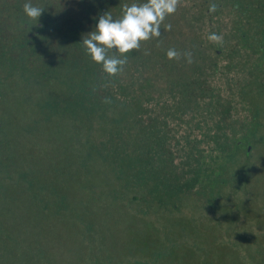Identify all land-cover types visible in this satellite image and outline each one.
Masks as SVG:
<instances>
[{
	"label": "trees",
	"instance_id": "16d2710c",
	"mask_svg": "<svg viewBox=\"0 0 264 264\" xmlns=\"http://www.w3.org/2000/svg\"><path fill=\"white\" fill-rule=\"evenodd\" d=\"M31 2L43 9L38 20L24 15L21 0H0V99L16 95L45 120L79 127L135 211L187 207L190 197L214 208L215 189H229L246 168L232 158L248 154L250 142L238 141L259 124L264 0H177L160 36L141 42L113 76L80 42L99 16L119 19L125 5L139 0ZM212 33L222 39L209 40ZM235 70L241 81L230 76ZM235 90L249 98L239 138L230 117Z\"/></svg>",
	"mask_w": 264,
	"mask_h": 264
},
{
	"label": "rangeland",
	"instance_id": "374dc122",
	"mask_svg": "<svg viewBox=\"0 0 264 264\" xmlns=\"http://www.w3.org/2000/svg\"><path fill=\"white\" fill-rule=\"evenodd\" d=\"M12 95L0 99V264H264V99L254 101L252 151L232 158L247 164L245 193L220 186L211 209L190 197L187 207L140 212L79 127ZM230 95L239 138L249 98Z\"/></svg>",
	"mask_w": 264,
	"mask_h": 264
},
{
	"label": "clouds",
	"instance_id": "9594fccd",
	"mask_svg": "<svg viewBox=\"0 0 264 264\" xmlns=\"http://www.w3.org/2000/svg\"><path fill=\"white\" fill-rule=\"evenodd\" d=\"M177 0H139L124 6L123 14L114 19L110 13L99 16L95 27L82 38L81 44L93 62L100 65L109 76L122 71L128 55L139 49L141 42L160 36V26L166 16L175 13ZM215 6L210 8L214 11ZM43 9L25 0L23 13L29 19L38 20ZM171 29V25L166 26ZM211 41H219L221 36L212 33ZM191 63V53H185ZM168 58L177 56L175 49H169Z\"/></svg>",
	"mask_w": 264,
	"mask_h": 264
},
{
	"label": "flooded vegetation",
	"instance_id": "af4514ba",
	"mask_svg": "<svg viewBox=\"0 0 264 264\" xmlns=\"http://www.w3.org/2000/svg\"><path fill=\"white\" fill-rule=\"evenodd\" d=\"M262 126V122L260 124ZM248 141H238V145H244L246 144ZM261 142H264V140H261ZM264 144V143H262ZM246 149L248 150V154H245L244 156H248L250 154V152L252 151V148H248V145H246ZM240 156V155H239ZM241 157V156H240ZM243 167H247V164H244ZM245 170H241L238 172V174L236 175V177H234L233 180V185L237 184L236 186L234 185H230L232 187L233 192H244V190L248 187V178L245 174ZM245 193V192H244ZM247 202V201H246ZM245 202V204H246Z\"/></svg>",
	"mask_w": 264,
	"mask_h": 264
}]
</instances>
